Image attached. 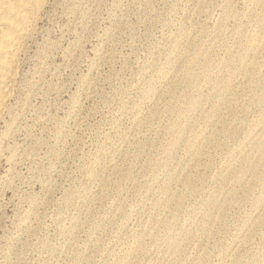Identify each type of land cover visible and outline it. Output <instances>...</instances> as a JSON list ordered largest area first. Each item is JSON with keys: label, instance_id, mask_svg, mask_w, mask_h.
<instances>
[{"label": "rangeland", "instance_id": "rangeland-1", "mask_svg": "<svg viewBox=\"0 0 264 264\" xmlns=\"http://www.w3.org/2000/svg\"><path fill=\"white\" fill-rule=\"evenodd\" d=\"M6 118L0 264H264V0H52Z\"/></svg>", "mask_w": 264, "mask_h": 264}, {"label": "bare ground", "instance_id": "bare-ground-1", "mask_svg": "<svg viewBox=\"0 0 264 264\" xmlns=\"http://www.w3.org/2000/svg\"><path fill=\"white\" fill-rule=\"evenodd\" d=\"M51 1L0 0V126L19 88L23 58ZM191 80L187 74V82Z\"/></svg>", "mask_w": 264, "mask_h": 264}]
</instances>
